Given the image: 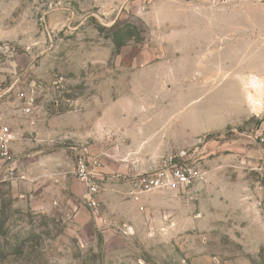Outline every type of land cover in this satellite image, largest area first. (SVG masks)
Instances as JSON below:
<instances>
[{"label": "rangeland", "instance_id": "374dc122", "mask_svg": "<svg viewBox=\"0 0 264 264\" xmlns=\"http://www.w3.org/2000/svg\"><path fill=\"white\" fill-rule=\"evenodd\" d=\"M0 82V264H264V0H0ZM181 150L202 181L135 185Z\"/></svg>", "mask_w": 264, "mask_h": 264}, {"label": "built area", "instance_id": "2783aa9c", "mask_svg": "<svg viewBox=\"0 0 264 264\" xmlns=\"http://www.w3.org/2000/svg\"><path fill=\"white\" fill-rule=\"evenodd\" d=\"M154 2L157 0H145ZM3 91L2 83L0 82V92ZM10 92V89L3 91ZM25 98L22 93L19 95ZM30 103H26L24 108L25 113H30ZM14 140L13 133L6 126L0 128V159L4 163L13 161L11 156V144ZM72 158L74 162L73 175L75 179L84 186L88 192V198L85 204L89 207L94 216L99 215L101 202L98 197L100 192L99 181L102 178V173H99L101 164L99 159L94 155H89L76 148H72ZM9 173L13 170L9 169ZM203 172L193 159L190 158L189 152L181 150L173 157L164 161L162 168L137 176L135 185L145 191L153 190H180L189 189L199 181L203 180Z\"/></svg>", "mask_w": 264, "mask_h": 264}, {"label": "crops", "instance_id": "0c3cea01", "mask_svg": "<svg viewBox=\"0 0 264 264\" xmlns=\"http://www.w3.org/2000/svg\"><path fill=\"white\" fill-rule=\"evenodd\" d=\"M39 174L42 175L41 172ZM40 175H38V176H40ZM71 187H72V189H75V191H80L81 190L80 187L78 185L74 184V183L71 184Z\"/></svg>", "mask_w": 264, "mask_h": 264}]
</instances>
